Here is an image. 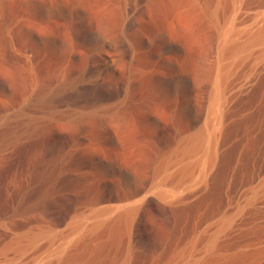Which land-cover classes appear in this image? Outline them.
Returning <instances> with one entry per match:
<instances>
[{
    "label": "rangeland",
    "instance_id": "374dc122",
    "mask_svg": "<svg viewBox=\"0 0 264 264\" xmlns=\"http://www.w3.org/2000/svg\"><path fill=\"white\" fill-rule=\"evenodd\" d=\"M210 2L0 0V264L45 259L79 221L152 189L163 143L207 126L218 66ZM259 9L264 0L247 6ZM262 74L231 103L207 188L178 204L148 193L128 253L118 231L100 264L185 262L231 215L217 264H264V198L233 210L264 175Z\"/></svg>",
    "mask_w": 264,
    "mask_h": 264
},
{
    "label": "bare ground",
    "instance_id": "6f19581e",
    "mask_svg": "<svg viewBox=\"0 0 264 264\" xmlns=\"http://www.w3.org/2000/svg\"><path fill=\"white\" fill-rule=\"evenodd\" d=\"M250 1L229 0L227 11L223 0H211L208 6L209 17L216 24L215 52L218 66L211 83L210 95L213 104L207 126L192 125L179 135L175 133L170 144L162 142L164 148L155 159V168L160 176L153 182L152 189L139 190L131 198L113 203L114 205L111 203V206L108 205L110 207L100 209L89 219L84 217L86 221L82 218L84 222L79 221L72 226L69 236L61 244L55 245V243V246L49 244L46 258L38 259L33 264H100L102 244L107 241V238H114L118 231H124L126 234L127 241L124 250L127 254L148 193H153L166 204H178L207 188L220 161V155L223 153L222 137L223 131L225 130L224 134L226 132L224 128L229 120L228 112L231 103L237 95L250 89L264 72V10L248 11L247 6ZM240 15L244 21L248 22V28L243 29L242 27L240 30L241 28L236 27V21ZM246 61H248V67L245 66L247 69L242 66L245 70H238L240 64L242 65L243 62L245 64ZM261 198H264V175L260 176L258 183L249 187L245 193L239 192L236 197H233V204H235L233 210L238 214L246 205H253ZM234 220L233 215L225 217L219 222L215 232L206 236L199 249H195L193 245L191 252L188 251L190 257L186 255L187 261L182 260L181 262L182 258H179L181 263L176 264L219 263L221 259V255L219 257L218 254L220 238L232 228ZM36 237H27L26 243L18 247L24 249L27 246H33ZM119 264L126 263L122 261Z\"/></svg>",
    "mask_w": 264,
    "mask_h": 264
}]
</instances>
